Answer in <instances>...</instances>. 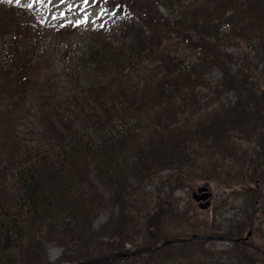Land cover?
I'll list each match as a JSON object with an SVG mask.
<instances>
[{
    "label": "trees",
    "instance_id": "1",
    "mask_svg": "<svg viewBox=\"0 0 264 264\" xmlns=\"http://www.w3.org/2000/svg\"><path fill=\"white\" fill-rule=\"evenodd\" d=\"M96 3L117 20L86 29L77 52L68 27L57 28L53 52L43 30L14 3L0 6V264H67L127 251L126 243L160 226L150 223L153 209L144 202L136 216L138 197L149 198L147 180L201 156L229 157L246 137H256L261 148L249 167L264 166V89L232 72L221 35L226 30L252 47L262 42L264 54V0ZM183 49L195 61H185ZM205 87L212 96L202 104ZM201 105L207 107L194 115ZM217 168L211 166L212 174H220ZM236 176L224 173L227 181ZM258 196L233 229L217 231L241 237L254 218L261 223L264 195ZM108 208L113 217L94 227ZM53 245L64 251L54 262L47 255Z\"/></svg>",
    "mask_w": 264,
    "mask_h": 264
},
{
    "label": "rangeland",
    "instance_id": "2",
    "mask_svg": "<svg viewBox=\"0 0 264 264\" xmlns=\"http://www.w3.org/2000/svg\"><path fill=\"white\" fill-rule=\"evenodd\" d=\"M96 1L20 0V3H16L15 0H11V2L0 0V6L7 7L14 3V9L32 19L43 30L42 41L43 43L45 41L47 48L53 52H55L54 41L59 42L60 40L59 35L55 33L58 32L57 28L68 27L71 31V50L77 52L87 41L83 34L86 29H97L101 26L110 27L117 20L116 15L110 9L104 8ZM28 4H31V7H28ZM72 23L76 25L72 27ZM221 35L224 47L222 49L230 54V57L226 56V58L229 60L228 64L232 72L239 70L238 72L244 73L250 79L252 78L253 83L257 82L256 85L259 86V89H264L262 42L255 43L256 46L252 47L240 38L228 37L226 30H222ZM182 53L186 54L185 61H195V53L187 49H183ZM204 72H207V70H204ZM216 77V71L208 74L210 81H214ZM206 91L205 87V90L198 96L200 103L209 97L210 93L207 95ZM220 96L223 97L224 94L222 93ZM209 101H212V98ZM204 107L207 106L196 107L195 109H198V111L194 115L197 116ZM243 136H245V133H243ZM255 139L257 138L246 137L238 140L235 152L229 157L216 155L211 160V158L201 156L185 167L180 168L181 171L177 168L165 169L160 171L154 179L147 180L146 182L149 183L145 185L143 191L149 198L148 201H145V199L138 197L136 216L142 214L141 205L144 202L145 210L153 209L151 216L154 213V217L150 219V223L156 224L159 222L160 226L149 229L150 232L145 235L142 233L139 237L137 236L132 244L126 243L124 248L131 251L139 246H156L166 239L174 237L188 238L191 234L202 236L210 230L207 229L204 233L188 232L192 224L213 228L214 230L207 235L214 236L221 235L220 231H217L218 228L221 231L233 229L238 224L241 216L246 217L247 213H251V206L256 197L264 195V166L261 168L249 167L248 164L251 155L255 156L254 151L261 150ZM255 157L254 159L257 160ZM213 164L220 167V169L217 168L220 172L219 175L212 174L211 166ZM224 173H227L228 176L235 174L237 176L235 179L227 181ZM150 181L152 182L150 183ZM199 186H206L210 191V205L207 209H200L192 199L191 194ZM157 194L162 198L161 201H156L153 198ZM170 208L174 212H171ZM155 210L159 211L156 212ZM112 217L110 208L101 211L94 219V227H98ZM259 217L262 222L259 223L258 219H253L254 223L250 226L251 235L243 244V247H236L232 241L225 240L170 243L159 250L145 251L130 257L129 260H120L119 264H190L198 260H201L202 264L212 261L216 264H264V220L262 213L259 214ZM179 223L183 226L175 229ZM128 225L129 223H125L123 227H128ZM164 229H167L170 235L168 238H159L156 232ZM246 232L247 230L242 236ZM147 240H149V244H147ZM249 248L255 250V252H251ZM47 255L48 260L54 262L64 256V251L61 247L53 245L48 248Z\"/></svg>",
    "mask_w": 264,
    "mask_h": 264
},
{
    "label": "water",
    "instance_id": "3",
    "mask_svg": "<svg viewBox=\"0 0 264 264\" xmlns=\"http://www.w3.org/2000/svg\"><path fill=\"white\" fill-rule=\"evenodd\" d=\"M209 195H210V193L208 192L207 188L205 186H200V187L197 188V192H193L192 193V198L196 202H198V207L199 208L205 209V208H207L209 206V200L207 199L209 197ZM250 232H251L250 230L247 232V235L244 237L245 239L249 236ZM195 238L203 239V240L225 239L224 237H220V236H218V237H215V236H212V235L199 236V235L193 234V235H191L188 238L176 237V238H173V239L164 240L158 246H155V247L141 246V247L135 248L132 251L116 253L114 255L117 256V257L131 256V255H134L136 253H140V252H144V251H153V250H155L157 248L165 246L168 243L184 242V241H189V240H192V239H195ZM109 257L110 256H103V257H100V258L86 259V260L78 261V262L73 263V264H96L97 262L106 260Z\"/></svg>",
    "mask_w": 264,
    "mask_h": 264
},
{
    "label": "snow or ice",
    "instance_id": "4",
    "mask_svg": "<svg viewBox=\"0 0 264 264\" xmlns=\"http://www.w3.org/2000/svg\"><path fill=\"white\" fill-rule=\"evenodd\" d=\"M9 2H11V0H9ZM16 3H20V0H15ZM28 7H31V4L27 5ZM82 22V21H81Z\"/></svg>",
    "mask_w": 264,
    "mask_h": 264
}]
</instances>
